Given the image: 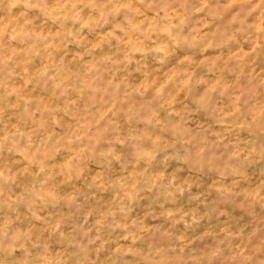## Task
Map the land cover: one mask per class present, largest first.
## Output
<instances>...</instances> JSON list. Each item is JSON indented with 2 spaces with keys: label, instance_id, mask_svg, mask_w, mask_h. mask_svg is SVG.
<instances>
[{
  "label": "rangeland",
  "instance_id": "rangeland-1",
  "mask_svg": "<svg viewBox=\"0 0 264 264\" xmlns=\"http://www.w3.org/2000/svg\"><path fill=\"white\" fill-rule=\"evenodd\" d=\"M0 264H264V0H0Z\"/></svg>",
  "mask_w": 264,
  "mask_h": 264
}]
</instances>
